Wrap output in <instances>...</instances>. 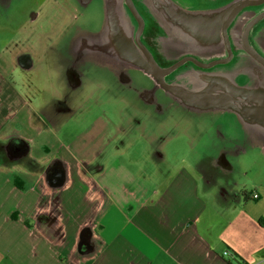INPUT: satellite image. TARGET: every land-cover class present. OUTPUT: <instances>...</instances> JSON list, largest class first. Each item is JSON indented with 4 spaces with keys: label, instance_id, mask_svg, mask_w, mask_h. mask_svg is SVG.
I'll return each mask as SVG.
<instances>
[{
    "label": "crops",
    "instance_id": "obj_1",
    "mask_svg": "<svg viewBox=\"0 0 264 264\" xmlns=\"http://www.w3.org/2000/svg\"><path fill=\"white\" fill-rule=\"evenodd\" d=\"M172 1L191 15L190 28L182 23L171 30L137 0L151 28L166 30L160 55L167 53L169 62L188 53L228 56L222 42L210 39V13L233 0ZM194 23L205 25L206 37L197 36ZM233 42L231 62L213 70L240 65L243 55ZM250 43L264 55V19ZM21 52L17 66L29 72L34 61ZM194 77H180L176 93H194ZM249 79L236 77L240 84ZM141 91V101L153 96L156 102L155 86ZM32 103L0 69V264H264V179L255 181L264 176L262 129L216 113L234 116L239 129L230 125L215 137L201 133L206 122L192 124L197 134L188 161L166 167L159 152L152 173L138 160L128 164L120 151L125 144L109 150L125 128L99 137L101 127L92 124L76 138H61L45 117L42 125L36 121Z\"/></svg>",
    "mask_w": 264,
    "mask_h": 264
},
{
    "label": "rangeland",
    "instance_id": "obj_2",
    "mask_svg": "<svg viewBox=\"0 0 264 264\" xmlns=\"http://www.w3.org/2000/svg\"><path fill=\"white\" fill-rule=\"evenodd\" d=\"M114 11L108 0H0V69L33 100L36 121L42 125L45 117L55 136L66 135L65 139L76 138L92 129V124L101 127L99 137H111L125 128L127 133L116 143H108L109 150L125 144L120 151L128 155V164L138 160L152 173L159 168L152 156L159 152L167 156L168 167L188 161L197 134L192 124L206 122L208 130L201 133L215 137L230 125L239 129L232 115H196L180 108L166 110L164 105L160 113L141 102L140 85L128 86L120 76L124 73L132 79L133 75L140 83L148 80L133 71L118 72L110 64H99L98 55L87 51L88 40L83 39L95 35L102 24L115 21ZM21 51L23 58L34 61L29 72L17 66L15 56ZM158 101L168 104L169 100L161 95ZM178 121L183 127L177 126ZM90 135L94 137L96 129ZM109 137L103 140L104 146Z\"/></svg>",
    "mask_w": 264,
    "mask_h": 264
},
{
    "label": "water",
    "instance_id": "obj_3",
    "mask_svg": "<svg viewBox=\"0 0 264 264\" xmlns=\"http://www.w3.org/2000/svg\"><path fill=\"white\" fill-rule=\"evenodd\" d=\"M108 1L115 11L116 8L122 7L121 0ZM142 2L157 21L171 30L182 23L183 28L191 27V15H186L172 0H142ZM126 3L133 10L137 20L144 24L134 9L133 1L126 0ZM260 6H264V0H233L210 13L212 23L210 39L215 43L222 42L228 57L210 65L196 64L199 67L211 69L230 63L234 55V40L240 47L238 50L241 51L243 59L234 69H217L194 77V93L186 90L180 95H182V102L189 108H194L197 113H232L246 125L264 131V55L260 54L250 43L252 31L264 19V11L257 13L251 9ZM121 14L119 12L114 14L115 21L110 23L123 24ZM205 29V25L194 23V30L198 31L197 36L206 37ZM185 33L189 34V32ZM148 55L149 64H145L146 66L142 64L145 70L142 66H138V69L151 79L155 87H159L166 70L158 66L151 54L148 53ZM239 75L248 76L249 82L238 83L236 77Z\"/></svg>",
    "mask_w": 264,
    "mask_h": 264
},
{
    "label": "flooded vegetation",
    "instance_id": "obj_4",
    "mask_svg": "<svg viewBox=\"0 0 264 264\" xmlns=\"http://www.w3.org/2000/svg\"><path fill=\"white\" fill-rule=\"evenodd\" d=\"M87 1L88 0H79L81 3H86ZM132 1L134 9L140 15L144 24L137 20L133 14V10L127 5L126 0H121L122 7H120V9L116 8L115 14L118 12L122 13L121 20L123 24H102L101 28L95 32V35L89 34V37H85V39H83L84 41L88 40L89 47L87 48V51L89 50L90 52L98 55L99 64L104 66H109L108 64H110L111 67L118 72L120 70L121 72L123 70L127 72L133 71L134 73L139 74L143 80H148L144 81V83H140L137 78L134 79L133 75L132 79L125 77L124 73L120 76L122 83L134 87L135 85H140L139 88H142L145 94L148 92V88L149 90L153 89L155 85L150 78L142 72V70L138 69V66H142V64H144L143 66H146L145 64H149L148 53L151 54L158 66L166 70V73L161 85L159 87H155L156 90L158 89L156 102L151 99L152 97L150 98V101L144 99L141 102H145V105L147 106L154 107L156 110H159L160 113H163V105L166 110L172 108L178 109L181 107L180 99H182V95L176 93L178 90L177 86L181 84L180 77L188 76L191 79L194 77V72L196 70L199 72L212 71L218 66L206 69L199 67L196 63L200 65H210L216 61L225 60L228 56L225 55L221 58L207 59L199 55H194V53H188L179 56L173 61L171 60L172 62H169L167 53L160 55L157 47L160 41L167 38L166 30L164 31L161 28L152 29L149 25V18L146 16L142 7H140L137 0ZM262 8H264V6L260 8V11H264ZM179 64L181 65L177 67ZM143 66L142 68L145 70ZM174 68L176 69L173 70ZM168 70H170V74L167 75ZM141 94L142 91H139V97H141ZM161 95L162 99L165 101L169 100L167 101L168 104H158V100L161 99ZM184 109L186 111L189 110L187 113L194 114V109H190L188 107H184ZM184 109L182 110L184 111Z\"/></svg>",
    "mask_w": 264,
    "mask_h": 264
},
{
    "label": "built area",
    "instance_id": "obj_5",
    "mask_svg": "<svg viewBox=\"0 0 264 264\" xmlns=\"http://www.w3.org/2000/svg\"><path fill=\"white\" fill-rule=\"evenodd\" d=\"M254 198H257V195H255ZM229 255H230V253H229Z\"/></svg>",
    "mask_w": 264,
    "mask_h": 264
}]
</instances>
